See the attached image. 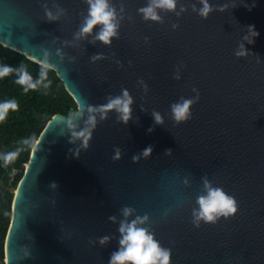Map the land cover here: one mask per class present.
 I'll list each match as a JSON object with an SVG mask.
<instances>
[{
    "label": "water",
    "instance_id": "obj_1",
    "mask_svg": "<svg viewBox=\"0 0 264 264\" xmlns=\"http://www.w3.org/2000/svg\"><path fill=\"white\" fill-rule=\"evenodd\" d=\"M110 2L118 11L123 6L124 18L106 47L91 36L72 39L84 0H0V45L40 66L46 51L49 69L76 104L71 127L70 116L53 115L31 148L13 191L4 264H107L124 206L148 216L147 226L170 249V264H264V0H208L213 11L206 19L189 8L195 0H178L185 12L158 10L159 24L136 15L147 0ZM42 5L53 11L57 5L65 15L47 22ZM221 5L226 10L216 11ZM249 25L258 33L250 45ZM239 44L247 54L236 58ZM95 54L103 59L91 62ZM193 88L199 99L190 106L191 119L176 125L169 105L191 98ZM121 89L133 99L127 124L113 111L104 119L95 113L81 147L72 133L88 127L94 114L88 108ZM148 145L150 157L133 162ZM202 177L232 195L237 212L194 228L190 211L203 194ZM105 235L110 241L101 248L95 241ZM22 247L28 258L20 259Z\"/></svg>",
    "mask_w": 264,
    "mask_h": 264
},
{
    "label": "clouds",
    "instance_id": "obj_2",
    "mask_svg": "<svg viewBox=\"0 0 264 264\" xmlns=\"http://www.w3.org/2000/svg\"><path fill=\"white\" fill-rule=\"evenodd\" d=\"M86 4L85 15L78 25L77 30L72 34V39L83 40L89 36L92 37L90 42H99L103 46H110L112 40L119 36V29L121 21L123 20V6L119 11L111 4L110 0H84ZM199 5L197 8L196 5ZM178 0H147L143 7L136 9L138 15L143 22L159 24L162 17L158 14L160 12H167L179 17L185 12V7L180 5L177 9ZM55 11L49 10L46 5H42L44 12V20L47 22H55L65 15V10L57 5L53 6ZM193 13L201 19H206L213 8L209 5L208 0H195V3L189 5ZM216 11H225L226 6L221 5L215 9ZM96 29L93 35V29ZM171 28L175 30L176 24H172ZM258 36L253 26L249 25L244 39L247 44H252L253 40ZM250 37V38H249ZM147 38H145V41ZM247 54L244 44H239L234 52V57L241 58ZM59 55V52L57 53ZM43 62L36 79H33L27 68L20 64L16 67L5 63H0V79H3L10 74H14V83L27 93L30 90L34 91L38 87L47 89L49 82L46 79L47 70L49 69L48 53H43ZM91 62L103 59L101 54H95L89 57ZM173 79L179 80L180 74L178 71L174 72ZM137 83L140 87L147 91V86L142 80ZM193 96L191 98L180 97L176 102L169 105V114L174 124L179 125L191 119L190 106L197 102L199 94L195 88L191 90ZM133 99L127 89H121L120 94L106 98L102 105L89 107L88 111L94 113L87 118L88 127H85L80 132H73V137L80 139L81 147L86 148L88 139L91 135V129L95 127L96 116L95 113L104 119L105 115L113 111L116 114V119L119 123L126 125L130 119L131 105ZM18 105L15 99H5L0 101V121H3L10 111H16ZM151 116L155 125L163 123L162 116L159 112L153 110ZM72 116L68 118L69 126ZM153 131L152 127L146 129V133L150 134ZM69 143H72L70 140ZM19 149L15 151L5 152L0 159L4 164L14 160L18 155ZM152 152V146H146L138 154H134L131 159L136 162L141 158H149ZM165 155H170L171 150L166 149ZM75 158V157H74ZM114 160L120 158V149L118 147L113 149ZM203 187V194L196 197L195 207L190 211V222L194 228H199L201 224L215 225L221 219L227 220L234 216L237 212V203L232 195L226 193L222 187L214 186L207 177L201 178ZM49 187L55 189L57 187L55 182H52ZM135 210L130 206L120 208L119 214L121 219L117 226L118 241L117 248L109 255L107 264H170V249L162 247L160 242L155 238L154 232L147 226L148 216L134 215ZM129 217H132L129 219ZM109 222L116 223L115 216L108 217ZM110 241V237L105 235L98 238L95 243L99 247H105ZM90 243H93L90 241ZM20 259L28 258L30 253L27 247L21 248Z\"/></svg>",
    "mask_w": 264,
    "mask_h": 264
},
{
    "label": "trees",
    "instance_id": "obj_3",
    "mask_svg": "<svg viewBox=\"0 0 264 264\" xmlns=\"http://www.w3.org/2000/svg\"><path fill=\"white\" fill-rule=\"evenodd\" d=\"M0 63L16 67L23 64L33 79L37 78L40 65L25 56L0 45ZM47 89L38 87L25 93L14 83L15 76L0 79V101L15 99L16 111H10L0 121V157L5 152L19 149L18 155L11 162L4 164L0 159V264H4V243L11 218V205L14 189L27 163L31 148L40 132L55 114L72 116L76 104L64 88L53 70H47Z\"/></svg>",
    "mask_w": 264,
    "mask_h": 264
}]
</instances>
